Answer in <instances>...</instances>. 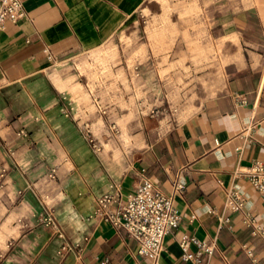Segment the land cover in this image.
Here are the masks:
<instances>
[{"label":"crops","instance_id":"crops-1","mask_svg":"<svg viewBox=\"0 0 264 264\" xmlns=\"http://www.w3.org/2000/svg\"><path fill=\"white\" fill-rule=\"evenodd\" d=\"M21 1L24 15L0 30V264H152L96 203L144 178L167 194L184 185L157 264H194L181 258L182 233L214 243L204 264H264V237L251 234L264 227V192L233 175L264 161V0ZM108 46L125 81L93 77L85 63ZM167 101L178 104L172 115ZM159 104L163 112L147 110ZM83 120L101 150L86 144ZM232 185L244 198L237 211L225 204ZM48 209L53 225L42 221Z\"/></svg>","mask_w":264,"mask_h":264},{"label":"built area","instance_id":"built-area-1","mask_svg":"<svg viewBox=\"0 0 264 264\" xmlns=\"http://www.w3.org/2000/svg\"><path fill=\"white\" fill-rule=\"evenodd\" d=\"M24 15V8L21 0H0V30L6 27L8 22H15ZM96 110L105 114V107L97 100L94 102ZM144 107V105H142ZM175 109V108H174ZM72 110L69 106L63 109V113L68 115ZM151 114H158L163 110L159 105H151L147 109ZM83 137L88 141L92 151L97 152L102 149L103 143L94 135L90 129V122L83 120L78 124ZM108 129L117 131L116 123L110 122ZM19 134L26 135L23 128L18 130ZM7 172L6 167H0V177L3 179ZM234 176H244L250 184L259 192H264V161L254 159L233 172ZM48 177L56 178V166L49 169ZM181 181L174 182L172 193H164L157 188L149 178H144L139 182L133 191L122 196L121 187L118 184L112 186L111 191L100 193L96 196L97 210L107 220L114 225L122 227L137 241L136 254L138 257H148L152 264H157L158 258L164 249V237L171 230L178 226L180 215L174 204V194L183 189ZM122 197V198H121ZM113 202H118L117 208L109 210ZM225 204L231 211H237L244 205L242 197L236 185L226 189ZM42 221L46 225L55 223L54 214L48 209ZM228 217L220 219L219 226L226 223ZM56 234L62 237L63 234L56 229ZM252 235L264 237V227L253 225ZM191 245L195 249H191ZM181 248V258L190 260L194 264H204L214 250V243L205 239H199L194 235L182 233L179 238ZM62 249H68L67 243H62ZM245 253L256 261L253 249L243 244ZM134 264H140L139 260ZM258 264V263H257Z\"/></svg>","mask_w":264,"mask_h":264},{"label":"rangeland","instance_id":"rangeland-1","mask_svg":"<svg viewBox=\"0 0 264 264\" xmlns=\"http://www.w3.org/2000/svg\"><path fill=\"white\" fill-rule=\"evenodd\" d=\"M148 25L151 26V25H153V23H148ZM89 58H91L93 60V63L97 64V65H94V66H90L87 62H85L88 65L87 67L95 68V72L92 73L93 77H96L97 75H101L103 77L114 76L115 78H120L122 81H125V77H124L123 72L121 70H118L115 74H113L111 68L107 64L110 59L113 60V61L116 60V59H119L118 52L116 50L111 49L110 46H108L105 49L96 50L95 52L89 54ZM172 65L173 64H171V67H172ZM82 71H84L83 68H82ZM78 87H80V86L78 85ZM76 89H79V88H73V90H76ZM80 89H81V87H80ZM121 100H122L121 105L126 106V104H125V102L123 101L122 98H121ZM133 102L134 101H132V103ZM159 107H160L161 110L164 111V108L162 106H160V104H159ZM177 108H178V104L170 106L169 102L167 101L166 105H165V111L164 112L166 114L172 115V113H174L177 110ZM84 140H85L86 144L88 145V147L90 148V146L88 144V141L85 138H84ZM51 167H52V165H49V169ZM48 172H49V170L46 173L47 176H48ZM50 179H54V178H50ZM38 197L41 199L40 194L36 196V198H37L36 200H38V202H39V198ZM42 212L45 213L44 210ZM37 217H38L37 219L39 220L41 215L38 214ZM4 249H5V243H1L0 242V252L2 250H4Z\"/></svg>","mask_w":264,"mask_h":264}]
</instances>
